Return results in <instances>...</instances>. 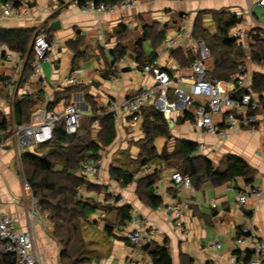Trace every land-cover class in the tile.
Here are the masks:
<instances>
[{"label": "crops", "instance_id": "0c3cea01", "mask_svg": "<svg viewBox=\"0 0 264 264\" xmlns=\"http://www.w3.org/2000/svg\"><path fill=\"white\" fill-rule=\"evenodd\" d=\"M47 1L29 0V3H36V6L31 8V17H10L14 21L8 23L9 25H0V28L6 29L37 28L42 31L47 23L46 32H43L48 34L50 40L56 42L52 52L55 62L50 64L53 74L49 79L43 72L44 85L33 82L31 78L10 87L4 83L0 85V90L5 87L9 92L7 96L0 95V111L6 117L14 115L15 100L27 96L33 99L36 109L33 116L49 108L58 112L68 105H76L82 112H88L89 107H99L97 114L107 111L104 112L107 115L112 104L121 105L140 91L155 87L153 75L142 74L139 69L142 63L150 61L154 56L175 80L174 86L160 90L156 96V104L144 109L136 119L124 112H120L117 119L113 118L116 138L110 147L100 152L103 167L99 178L91 182L92 190L87 191L86 187L81 190V193L88 192V198L100 206V211L90 217V222L93 217L95 227H103V236L94 240L90 237L91 240H88L87 236L90 235L87 234V229L90 225L83 226L82 239L85 246L75 254L73 264H153V260L143 249L139 254L132 252L133 247L127 238L132 226L130 223L119 226V208L124 206L132 208V216L140 217L141 228L152 234L153 243L167 245L173 264H229L230 256L244 260L245 252L249 248L238 243L243 227H250L256 237L264 242V128H260L256 133L248 130L231 133L225 139L203 134L195 128L193 120L186 119L188 116L193 117L194 111L185 109L186 96L179 97L174 93L176 88L187 92L194 76L190 67H182L173 53L181 51L183 54H199V40L194 36L196 21L203 33L211 36L217 32L218 17L226 19L236 16L242 20L239 25L241 28L247 26L264 30V24H261L258 16L259 12L264 13V6L259 5L260 0H138L133 8L112 14L84 13L77 8L64 6L61 0H51L52 6L50 2L47 4ZM4 3L5 0H0L2 7ZM55 14L58 15L56 18L53 17ZM7 18L3 17L1 10L0 22ZM55 21L61 22V29L56 32L50 28L51 23ZM130 23L132 26H129ZM97 31H101L108 38L104 46L112 58V61L106 64L110 69L102 67L96 74L84 72L77 61L82 56L76 55L75 65L73 66L72 62L69 76L60 82V66L58 69L56 66L61 62L62 52L71 47L72 42L82 38L84 33L92 34ZM146 32H150L152 37L139 45V40H143ZM157 33H162L164 39L156 38ZM124 37H130V47L126 41H121ZM100 39L104 41L105 38L102 35ZM166 39L175 41L173 48H164ZM148 45L152 51L149 55L145 52ZM119 46L124 48V57L127 58L128 64H118L114 61L111 52ZM245 50L250 54L249 46H245ZM139 53L142 54V62L137 60ZM248 59L250 65L247 66L251 73L264 75V63L256 64L250 56ZM212 63V58H209L206 66L210 68ZM126 69L130 70L125 71ZM12 72L10 63L5 62L0 54V75L6 80ZM106 72L109 74L104 76ZM74 73L77 74V82L69 83L67 80ZM83 93H86L85 101L89 107L83 104ZM44 94L48 97L47 102L43 98ZM42 102L46 103L43 107ZM50 103L52 105L49 107ZM151 108L166 118L170 132L168 138L161 137L162 141L166 140L162 152H158L155 144L159 138L154 141L158 155H162L165 150L171 155L179 142L187 141L197 144L198 155L211 160L216 167L227 157L236 156L254 171L252 185L246 184L242 178L223 186L204 182L199 186L192 185L181 194L171 181L172 174L178 171L174 162L152 161L148 165L152 170L143 178H156V193L163 198V205L181 206L180 221L189 235L177 228L179 221L169 218L161 210L151 208L146 200L140 198L141 193L145 191V181L123 187L110 175L113 167L123 166L129 170L139 167L143 160L140 148L146 143L143 124L146 112ZM92 116L83 113L81 125L85 118L87 120ZM9 144L10 142H7V145L0 149V211L14 218L18 230L33 231L41 264H64V247L53 237L47 214L41 212L40 205L37 207L35 218L30 217L34 196L24 191L23 159L18 160L15 150ZM31 151H36V148ZM253 187L260 189L261 196L249 194L246 204L238 205L239 194L250 191ZM173 190L178 191L177 197L173 195ZM110 195H118L121 200L116 203ZM96 220L99 225L95 223ZM107 225L113 227L110 234L106 232ZM211 243H220L222 248L212 251L208 248ZM92 244L95 247H92ZM236 251H240L241 255L235 254Z\"/></svg>", "mask_w": 264, "mask_h": 264}, {"label": "trees", "instance_id": "16d2710c", "mask_svg": "<svg viewBox=\"0 0 264 264\" xmlns=\"http://www.w3.org/2000/svg\"><path fill=\"white\" fill-rule=\"evenodd\" d=\"M88 1L92 0H78V3L82 5ZM93 1L98 4L104 3L113 6L123 0ZM57 16V14L53 15L54 18ZM216 23L218 25L217 32L212 36L203 33L197 21L194 25V36L198 40H203L211 53L213 60L209 68L211 77L221 82L235 81L241 74L242 68L245 67V59L248 56L256 64L264 63L263 30H258L252 36V43L249 46L250 55H247L239 40L230 36L231 31L238 27L242 20L236 16H230L226 19L218 17ZM47 27L48 24L46 23L42 31L46 32L45 28ZM121 28L126 31L124 26ZM42 31H38L37 28H0V45L7 46L11 51L27 59L21 82L31 77L34 59L33 40ZM151 37V33L146 32L143 40H139V45ZM156 38L162 40L164 36H162V33H157ZM111 54L114 61L125 58V50L121 46L112 51ZM173 54L182 67H191L199 59V54H192V52L183 54L181 51H175ZM155 59L156 56L150 61L147 60L148 62L142 63L140 67L152 63ZM75 60H73V66ZM137 60L142 62V54L139 53ZM108 74L109 72H106L104 76ZM4 82L5 78L0 75V85ZM252 90L256 94L263 95L264 75L256 73L252 75ZM245 92V90L238 89L236 94L240 97ZM8 93L5 87L0 90L1 96H5V94L7 96ZM51 105L52 103L49 104V107ZM14 109L12 121H9L0 111V134L5 135L6 138L11 135L15 124L23 125L31 122L34 113L33 99L30 96L16 99ZM91 110L93 112L91 120L93 122L99 120L102 131L98 139L92 138V129H84L81 126L76 135H68L63 124H59L54 131V138L49 144L40 146L34 154L27 153L22 158L25 159L23 172L26 180L32 186L33 196L39 199L41 212L47 214L53 237L64 247L62 254L64 264L75 262V260L73 261L75 254L85 246V241L82 239L83 226H89L92 223L90 217L97 214L100 209L99 205L83 198L81 194L83 188L88 187L90 190L93 188V184L80 175L81 165L84 162H95L100 159V152L110 147L116 138L114 117L111 114L96 116L97 109L94 106ZM147 112L143 124L146 143L140 148L142 162L139 167L133 170L126 169L123 166L113 167L110 175L113 180L119 182L123 187L135 182L145 181V191L141 193L140 198L146 200L151 208L158 209L163 205V198L156 193V178L151 176L143 178L142 176L140 179H135V177L154 160L159 162L172 161L174 164L175 162L180 163L177 170L189 174L192 184L195 186H199L204 182H210L215 186H223L239 178L244 179L246 184L252 185L254 181L253 169L236 156L227 157L216 167L211 160L198 155L197 144L187 141L179 142L171 155L168 154L167 150L162 155H158L154 141L161 137L168 138L170 135L169 126L166 118L156 109L151 108ZM186 119H193V117L188 116ZM57 167H60V169H57ZM172 193L177 197L178 191L173 190ZM131 210L130 206L119 208V226L131 223ZM112 228L111 225H107L106 232L110 234ZM143 251L151 257L153 264H173L166 244L152 243L144 247ZM235 254L241 255V252L236 251ZM245 254V261L251 260L255 256L250 249ZM0 264H15V258L0 255Z\"/></svg>", "mask_w": 264, "mask_h": 264}, {"label": "built area", "instance_id": "2783aa9c", "mask_svg": "<svg viewBox=\"0 0 264 264\" xmlns=\"http://www.w3.org/2000/svg\"><path fill=\"white\" fill-rule=\"evenodd\" d=\"M57 2L58 0H54ZM20 0H8L3 4V17H12L17 19H27L32 16L31 8L27 2L19 4ZM68 8H77L81 12H93L96 14L115 13L120 10L133 8L138 0H123L116 5L109 6L104 3H96L88 1L82 5L78 0H62ZM259 5L264 6V0H260ZM56 9V8H55ZM129 26H132L130 23ZM232 38L239 41L247 42L250 46L252 36L255 35L257 29L245 32L240 26L236 27ZM253 31V32H252ZM175 41L166 39L163 46L165 49L173 48ZM56 46V42L49 39L45 32L38 33L33 40V54L31 80L37 84H45L43 77V64H54L52 52ZM199 59L190 67L194 76V81L190 84L187 92L176 88L175 95L181 97L186 96L185 109H193L194 127L203 134L209 136L221 137L223 139L229 137L231 133L248 130L256 133L260 128H264V93L256 94L252 90V73L246 67L242 68L241 74L235 81L221 82L209 75V68L206 61L211 58V53L203 40L198 41ZM0 54L5 62L10 63L12 74L7 76L5 85H18L22 81L24 67L27 59L11 51L7 46L0 45ZM118 64H128L127 58H121L116 61ZM142 74H152L155 87L140 91L134 97L126 100L123 104L116 106L111 105L110 114L117 119L120 112L127 113L133 119L142 114L144 109L153 106L157 102V93L163 89H170L174 86V78L160 65L159 60L153 61L139 67ZM264 71V66H263ZM69 83L77 82V74L74 73L67 80ZM245 90L240 97L236 91ZM93 115L91 108L88 109ZM102 115V114H97ZM83 112L76 105H68L61 111L46 109L36 113L29 124L14 125L12 133L9 137L0 134V149L7 142L13 147L19 161L23 158L26 150L49 144L54 138V131L59 124H63L68 135H76L81 129V121ZM95 124L99 125V120H95ZM103 162L100 159L95 162H84L81 165L80 175L90 182H95L99 178ZM143 174L150 172L149 167H144L141 171ZM140 173V175L142 174ZM24 191L33 194L32 186L24 180ZM138 179V175L135 177ZM171 181L179 192H183L192 187V180L189 174L176 171L171 176ZM249 194L257 197L261 196L259 188H251L237 197V204L244 206L249 198ZM39 199L33 197V204L30 209V217L34 219L39 205ZM169 218L179 221L177 228L182 233L188 234L185 230L180 218L182 209L179 204L162 205L158 208ZM132 230L127 234V238L133 247L132 252L139 254V250L153 243V236L149 231L141 228V219L137 215L132 216ZM238 243L241 246L248 247L255 254L251 260H239L235 256H230L229 264H264V242L259 240L250 227H243L238 237ZM208 248L212 251L220 250V243H211ZM0 255L12 256L15 258V264H41L40 257L37 252L36 238L33 231H20L16 228L15 220L9 215L0 211Z\"/></svg>", "mask_w": 264, "mask_h": 264}, {"label": "rangeland", "instance_id": "374dc122", "mask_svg": "<svg viewBox=\"0 0 264 264\" xmlns=\"http://www.w3.org/2000/svg\"><path fill=\"white\" fill-rule=\"evenodd\" d=\"M23 2H29V0H22ZM48 2H50V5L52 6V2H51V0H48L47 1V4H48ZM3 3V2H2ZM19 4H22V2H21V0H20V2H19ZM63 6V5H62ZM64 6H66V5H64ZM61 7V6H60ZM3 9V7L0 5V14H1V10ZM258 16H259V21L261 22V24H264V13L263 12H259L258 13ZM12 21H14V19H12V18H10V17H8L7 19H5L4 21H2V22H0V25H7L8 23H11ZM199 23H201L200 21H199ZM9 25V24H8ZM200 25V24H199ZM186 28H188V26L186 27ZM243 29H244V31L245 32H250L251 30H253V29H251V27L249 28V27H242ZM215 29H216V25H215ZM261 31V30H260ZM264 31V30H263ZM253 32V31H252ZM256 32H258V30L256 31ZM182 33V32H181ZM235 32H234V30H232L231 31V33H230V35H232L233 36V34H234ZM184 34V33H183ZM102 35H103V38H105L104 39V41L103 40H101L100 38L102 37ZM50 38V37H49ZM130 37H128V38H126V37H124V38H121V41L122 42H127V44H128V47H130L131 46V42H129V39ZM135 38H136V36H135ZM135 38H133V40L135 39ZM108 38L106 37V35L104 34V33H102L101 31H97V32H93L92 34H90L89 32L88 33H84V36L82 37V38H79L77 41H75V42H72V44L70 45L71 47H68L65 51H63L62 52V55H61V62H60V64H59V66H60V69L58 70V76H59V79H60V82H61V80H64L67 76H69V74H70V71H71V68H72V62H73V60H74V57L76 56V55H80V56H82V57H80L77 61H78V65H79V67H80V69H82V70H84V72L86 71V72H92L93 74H96L97 73V71L98 70H100L102 67L103 68H105L106 67V69L108 70V69H110V67H109V65H107L106 66V64L109 62H111L112 60V58H111V55H110V52H109V50H107V48H105V46H104V42L107 40ZM241 44H243L242 46H244V48H245V46H248L247 45V42H245L244 43V41H239ZM81 52V53H80ZM145 52L149 55V54H151V49L149 48V45L148 46H146L145 47ZM79 53V54H78ZM249 54V51H247V55ZM128 56H129V53L127 54ZM250 55V54H249ZM245 67L247 68V69H249L248 68V66L247 65H250V61H249V59H248V57L245 59ZM249 71L251 72V70L249 69ZM43 72H44V74L49 78V79H51V75L53 74V71H52V68H51V66H50V64L49 63H44L43 64ZM85 95H86V93H83V104L85 105V106H87V107H89L88 106V104L86 103V101H85ZM20 96V95H19ZM12 97H15V96H12ZM18 98V97H17ZM20 98V97H19ZM43 98L46 100V102L48 101V97L47 96H45V94L43 95ZM46 105V103L44 104L43 102H42V107L43 106H45ZM97 106V105H96ZM98 106H100L99 104H98ZM96 109L97 108H99V107H95ZM103 109V108H102ZM34 110H36V109H34ZM99 109H97L96 111H98ZM104 110V109H103ZM110 110H111V106H110V108H109V114H110ZM104 112H107V111H103V113L102 114H104ZM84 113V115H87V116H89L90 114H91V112H87V111H85V112H83ZM97 113V112H96ZM106 114V113H105ZM108 114V113H107ZM112 115V114H111ZM7 119L9 120V121H12V116H8L7 117ZM92 118L90 117V119H87L86 120V118H85V120H83V122H82V127L84 128V129H92L93 131L94 130H96L95 131V133H93L92 134V138H95V139H98L99 138V136H100V134H101V129L99 128V126H100V123H99V125H96L95 124V121L93 122L92 120H91ZM98 126V127H97ZM243 131V130H242ZM240 132V131H239ZM163 139H161V138H159L158 140H156V142H155V144H156V146H157V148H158V152H162V149H163V146H164V143H165V141H162ZM42 146V145H41ZM40 146H36V151H38V148H39ZM36 151H31V150H26L24 153H23V157H24V155H26L27 153L29 154H34ZM23 165H24V163H25V159H23ZM180 163H178V162H175V166H178ZM21 166V165H20ZM154 166V165H153ZM153 168V167H152ZM57 169H60V167H57ZM178 169V168H177ZM182 169H183V166H182ZM150 170H152L151 169V167H150ZM184 170V169H183ZM80 172V171H79ZM23 173V177H24V180H26V178H25V175H24V172H22ZM139 173H142V172H139ZM77 174H78V171H77ZM142 176H144V174L142 173L141 175L139 174L138 175V179H140V178H142ZM33 190V189H32ZM83 190H85V188L83 189ZM86 190L88 191V190H90V189H88V187L86 188ZM99 190H101V189H99ZM102 191H103V189H102ZM33 192V191H32ZM26 193V192H25ZM26 194H28V193H26ZM82 194V196H84L83 198H87V199H89L88 197L90 196V194L87 192V193H84V192H82L81 193ZM181 194H183V192L181 193ZM32 195V194H31ZM110 196H112L113 198V201L114 202H116V203H118L120 200H121V197L120 196H118V195H110ZM108 197V196H107ZM90 200V202L92 201L93 202V200H91V199H89ZM40 203V202H39ZM213 204V203H212ZM40 205V204H39ZM100 211V210H99ZM95 218V217H94ZM91 220H92V223L90 224V228H88L87 229V234H89L90 236H87L88 238V240H91V238L94 240V239H97L99 236H103V227L102 228H96L95 227V225H94V223H93V217L91 218ZM103 220V219H102ZM97 221V220H96ZM95 223H98V225H99V221H97V222H95ZM103 226V225H102ZM99 229V230H98ZM241 231V230H240ZM91 237V238H90ZM92 247H95L93 244L91 245ZM143 249V248H142ZM142 249H140L139 251L141 252V250ZM147 263H150V262H147ZM145 264V263H144Z\"/></svg>", "mask_w": 264, "mask_h": 264}, {"label": "water", "instance_id": "95a60500", "mask_svg": "<svg viewBox=\"0 0 264 264\" xmlns=\"http://www.w3.org/2000/svg\"><path fill=\"white\" fill-rule=\"evenodd\" d=\"M27 3H28V6H29L30 8L36 6V3H29V2H27ZM50 28H51L53 31H55V32H56V31H59V30L61 29V22H60V21H55V22L51 23ZM56 68L58 69V68H59V65H57ZM129 70H130V69H126L125 71H129ZM170 124H171V123H170Z\"/></svg>", "mask_w": 264, "mask_h": 264}]
</instances>
